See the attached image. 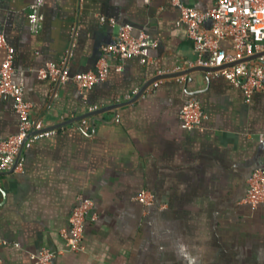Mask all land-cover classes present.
<instances>
[{
  "label": "crops",
  "instance_id": "0c3cea01",
  "mask_svg": "<svg viewBox=\"0 0 264 264\" xmlns=\"http://www.w3.org/2000/svg\"><path fill=\"white\" fill-rule=\"evenodd\" d=\"M34 1L0 0V35L14 49L13 80L32 119L52 133L0 173V264H33L42 248L53 264H264V204L242 203L264 167V92L247 101L198 65L172 0H46L39 33L29 24ZM181 1L207 10L214 0ZM123 25L157 41L149 63L130 57L117 70L112 58L107 80L88 90L38 77L48 63L95 70ZM4 57L0 47V69ZM190 98L207 114L203 130L182 127ZM19 125L12 99L0 97V141ZM141 190L154 205L135 199ZM81 198L97 219L85 223L84 250L69 252L61 233Z\"/></svg>",
  "mask_w": 264,
  "mask_h": 264
},
{
  "label": "built area",
  "instance_id": "2783aa9c",
  "mask_svg": "<svg viewBox=\"0 0 264 264\" xmlns=\"http://www.w3.org/2000/svg\"><path fill=\"white\" fill-rule=\"evenodd\" d=\"M46 0H35L29 14L30 29L39 33L44 20L42 8ZM180 9L179 25H184L188 37L193 41L198 53L197 64L216 69L214 74L224 77L239 86L250 101L256 92H264V55L252 59L256 53L264 51V0H214L207 10H201L184 4L181 0H172ZM105 21L104 17H101ZM210 21L209 28L205 26ZM114 25L115 21L110 20ZM131 25L119 28L118 39L103 46L102 56L95 70L70 74L65 66L48 63L38 70V77L55 84L72 82L80 90H88L107 80L112 64L111 59L122 63L130 57H138L142 63L150 62V51L157 41L146 33L133 34ZM231 41V48L221 47V41ZM0 47L7 55L0 69V97L12 99L20 125L19 131L0 141V173L10 169L24 148H30L44 136L52 132H42V125L32 119V104L25 98L23 87L14 83V49L0 35ZM206 55V56H205ZM182 127L186 130H203L202 123L207 114L196 98L188 99L180 110ZM143 206L155 204V196L149 190H141L135 197ZM242 203L257 207L264 204V167L256 168L248 178L247 191ZM94 202L90 198H81L69 218V227L61 235L67 242V251L84 250V230L88 220H96L93 211ZM0 236V246L5 245ZM55 253L42 248L32 255L33 264H53Z\"/></svg>",
  "mask_w": 264,
  "mask_h": 264
},
{
  "label": "water",
  "instance_id": "95a60500",
  "mask_svg": "<svg viewBox=\"0 0 264 264\" xmlns=\"http://www.w3.org/2000/svg\"><path fill=\"white\" fill-rule=\"evenodd\" d=\"M5 50V57H6V55H7V50L6 49H4ZM5 57H4V59H5ZM4 59H3V61H4ZM3 63V62H2ZM201 70H203L204 68H200ZM208 69H210V68H206V69H204V70H207V71H214V70H216V69H210V70H208ZM106 109L105 108H103V109H99V110H96V111H93L92 112V114H96V113H99V112H101V111H105Z\"/></svg>",
  "mask_w": 264,
  "mask_h": 264
}]
</instances>
